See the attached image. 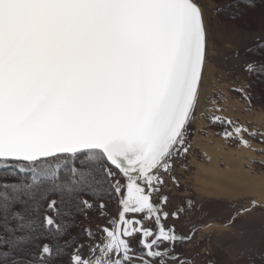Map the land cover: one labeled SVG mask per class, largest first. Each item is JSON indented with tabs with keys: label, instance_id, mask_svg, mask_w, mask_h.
<instances>
[{
	"label": "snow or ice",
	"instance_id": "6c2138e0",
	"mask_svg": "<svg viewBox=\"0 0 264 264\" xmlns=\"http://www.w3.org/2000/svg\"><path fill=\"white\" fill-rule=\"evenodd\" d=\"M206 52L196 0H0V264H52L77 244L59 243L75 224L57 205L104 215L113 200L118 216L68 264H190L177 247L194 233L166 223L184 208L153 197L188 151ZM245 70L264 77V64ZM210 122L245 148V135L264 136ZM45 237L54 246L20 258Z\"/></svg>",
	"mask_w": 264,
	"mask_h": 264
},
{
	"label": "rangeland",
	"instance_id": "374dc122",
	"mask_svg": "<svg viewBox=\"0 0 264 264\" xmlns=\"http://www.w3.org/2000/svg\"><path fill=\"white\" fill-rule=\"evenodd\" d=\"M196 2L202 8L207 30V52L200 98L193 119L187 126L188 151L176 159L170 173H162L165 183L159 194L168 196L174 207L182 203L183 199H190L193 203L178 223L182 227L186 226L183 228L186 234L194 233L192 239L183 246H193L191 250L197 257L198 264H209L212 262L211 258H216L219 264H264V207L251 205L247 201L203 197L200 182L208 174L202 178L198 175L202 166L208 167L205 165L208 157L212 156L206 150L219 145L224 150L223 143L228 144L221 135L223 128L213 125L210 122L211 116L222 115L235 121V118L240 117L243 104L247 105L248 121H253L257 112L264 113V105L258 98L250 101L252 83L250 74L245 70L247 64L255 63L245 52L264 40V30L256 26L248 28L239 22L223 18L218 13L219 7L225 3L223 0ZM237 89H243V92ZM215 108L222 111L216 112ZM260 120L263 121L264 117H260ZM256 124L248 122L246 128L252 132ZM258 138L264 140L261 136ZM245 139L255 141L247 135ZM255 142L264 145V142ZM225 154H230L233 158L235 154L240 155L238 152L226 151ZM226 170L230 171L229 168ZM241 170L243 171L242 163ZM103 212L104 215L99 208L88 211L87 228L91 230L94 239H89L88 236L87 241L81 244L83 247L80 248V253L85 258L89 256V246L100 241L102 233L98 228L106 226L110 219L118 216V202L105 201ZM50 215L55 216V213ZM202 256L206 258L205 262L200 260Z\"/></svg>",
	"mask_w": 264,
	"mask_h": 264
},
{
	"label": "trees",
	"instance_id": "16d2710c",
	"mask_svg": "<svg viewBox=\"0 0 264 264\" xmlns=\"http://www.w3.org/2000/svg\"><path fill=\"white\" fill-rule=\"evenodd\" d=\"M225 1L222 6L219 7L218 13L229 21L239 22L248 28L256 26L264 30V0H223ZM255 24V25H254ZM255 27V28H256ZM251 59L255 61V64H264V40L256 43L250 49L245 52ZM252 89H250V101H259L264 105V77H259L256 75H250ZM255 141H264L261 138H253ZM77 167L79 165L77 164ZM11 182V181H10ZM84 199H89L90 197L85 196ZM114 201V200H113ZM110 201V202H113ZM62 211H71L73 213L72 217H64V219H71L74 221L75 227L69 229L67 235L63 236L59 243L63 245L65 241L72 238H76L77 244L70 249H67V254L59 256L52 261V264H68L69 256L75 247H79L82 243L86 242L88 239V233L85 232L87 228V217L89 209H85L83 212H77L74 208L69 205H57ZM46 211V208H45ZM51 214V213H49ZM50 244L54 246V241L51 238H41L34 240L31 244L24 246V252L18 255L25 261H30L31 257L28 253H36L43 244Z\"/></svg>",
	"mask_w": 264,
	"mask_h": 264
},
{
	"label": "crops",
	"instance_id": "0c3cea01",
	"mask_svg": "<svg viewBox=\"0 0 264 264\" xmlns=\"http://www.w3.org/2000/svg\"><path fill=\"white\" fill-rule=\"evenodd\" d=\"M242 110V112H241ZM240 110V117L239 119H234L235 121H233L235 124H238L239 126H243L246 127V123L248 122H253L254 124H256V126L254 127V131L257 133H264V120L261 121L260 117H264V113L261 112H257L255 114V116L253 117V121H248L247 120V105L243 104L242 105V109ZM264 138V136H261ZM228 144L225 145L223 143V146L225 147V151L226 152H238L240 155H236L234 157V160L230 161L231 164H228L224 159L219 158L218 161V167L221 170H226V169H236L238 170V172H242L244 174H246V176L250 177V178H254L256 180H264V145L262 144H258L257 142L253 141V140H249V144L250 147H243L241 145H239L238 142L232 141V140H227ZM206 157H208L207 155H205ZM209 160L207 161L205 166H210L211 165V157H208ZM221 159V160H220ZM241 163H242V167H243V171L241 170ZM254 163V164H253ZM253 164V165H252ZM203 165V164H201ZM197 170V168H196ZM259 177V179H258ZM263 178V179H262ZM247 187V186H245ZM246 191L244 190L243 192L238 191V194H235L234 197L230 196V198L228 196L225 197H214V198H228L229 200L232 201H247L249 202L251 205H262L264 207V204L262 202H260V200L258 199L259 196L256 195V191L257 189L254 186L251 187H247L245 188ZM202 195V194H201ZM254 195V196H253ZM203 196V195H202ZM239 196V197H238ZM205 197V196H203ZM233 197V198H231ZM257 197V198H256ZM208 198V197H206Z\"/></svg>",
	"mask_w": 264,
	"mask_h": 264
},
{
	"label": "bare ground",
	"instance_id": "6f19581e",
	"mask_svg": "<svg viewBox=\"0 0 264 264\" xmlns=\"http://www.w3.org/2000/svg\"><path fill=\"white\" fill-rule=\"evenodd\" d=\"M206 151L208 154H210L209 156L212 155L211 165L209 167L202 166L203 169H200L198 174L199 178H202L203 176L208 174L207 177L204 180H201L200 182V191L203 193L204 196H228L230 198V196L234 197L235 194H238V191L243 192L244 190L246 191L245 188H247L248 186H254L257 189L256 195L259 196L258 199L264 204V180H256L257 178H250L246 176V174L238 172V170L229 171L219 169V167L217 166L219 158L224 159L228 164H231L230 161L234 160L232 155L225 154V151L222 149L221 145L215 147L214 149Z\"/></svg>",
	"mask_w": 264,
	"mask_h": 264
},
{
	"label": "flooded vegetation",
	"instance_id": "af4514ba",
	"mask_svg": "<svg viewBox=\"0 0 264 264\" xmlns=\"http://www.w3.org/2000/svg\"><path fill=\"white\" fill-rule=\"evenodd\" d=\"M163 195V194H162ZM161 194H159V193H157L154 197H153V199L155 200V201H158L159 200V197L160 196H162ZM168 197V196H167ZM169 198V197H168ZM182 200V199H181ZM183 202L182 203H180L179 205H177V207H174L173 205H171V200H170V198L168 199V203H167V205H165V210H167V211H169L170 213L171 212H173V211H176L177 209H179V208H184V211L183 212H181L180 213V218H179V220L182 218V216L184 215L183 213L184 212H186V210H188V209H190V207H188V205H187V202L188 201H190V199H183L182 200ZM173 204V203H172ZM192 205H193V203H192ZM192 207V206H191ZM179 220H172L171 218L168 220V221H166V223H167V225L169 226V227H171V226H173V225H175V228H176V231L178 232V233H181V234H183V235H185V236H187V235H189L188 233L186 234V232H184L183 231V228H185L186 226H181V225H179L180 223H178V221ZM174 222L176 223V224H174ZM186 223H188V222H186ZM132 239V242H133V244L135 245V243H136V238L135 237H133V238H131ZM187 243V242H186ZM185 244V243H184ZM184 244H182V245H179L178 247H177V252L179 253V255H180V257L182 258V259H184V260H186V261H188V262H190V264H198V260H197V257L195 256V255H193V250H191L192 249V245H188V246H183ZM186 250V251H185ZM200 260L201 261H206V258L204 257V256H202L201 258H200ZM211 261L212 262H210L209 264H219L220 262L216 259V258H211Z\"/></svg>",
	"mask_w": 264,
	"mask_h": 264
},
{
	"label": "water",
	"instance_id": "95a60500",
	"mask_svg": "<svg viewBox=\"0 0 264 264\" xmlns=\"http://www.w3.org/2000/svg\"><path fill=\"white\" fill-rule=\"evenodd\" d=\"M204 70V69H203ZM189 124V123H188ZM188 126V125H187Z\"/></svg>",
	"mask_w": 264,
	"mask_h": 264
}]
</instances>
